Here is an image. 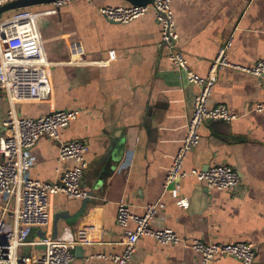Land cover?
Instances as JSON below:
<instances>
[{
	"label": "crops",
	"instance_id": "1",
	"mask_svg": "<svg viewBox=\"0 0 264 264\" xmlns=\"http://www.w3.org/2000/svg\"><path fill=\"white\" fill-rule=\"evenodd\" d=\"M130 5L126 0H70L58 7H27L40 13L37 23L51 63L52 94L46 101L16 104V113L34 118L52 110L78 109L79 117L59 130L60 141L79 140L88 146V165L79 182L87 197L69 198L61 192L49 197L52 217L82 212L71 223L58 218L48 226V234L54 239L63 235L76 242L75 248L80 246L76 252L74 248L70 264H114L96 255L122 251L124 235L116 221L119 200L137 215L147 204L161 201L164 207L150 221L153 227L170 228L187 240L252 243V264H264V111L250 110L264 101V73L255 76L240 69L264 59V0L170 3L176 47L198 75H206L218 47L230 40V65L218 71L207 107L222 104L236 116L228 122L201 123L199 143L182 168L229 164L238 172L241 187L215 189L185 176L178 180L177 198L163 190V183L183 142L198 90L167 60L152 10L127 23L109 21L98 10ZM0 106L8 108L1 92ZM59 144L41 137L30 148L31 178L54 182L72 165L57 160ZM13 205L12 199L0 196V218L9 226ZM44 231L32 228L27 240ZM127 264L201 260L182 244H159L144 236ZM210 264L242 263L224 256Z\"/></svg>",
	"mask_w": 264,
	"mask_h": 264
},
{
	"label": "built area",
	"instance_id": "2",
	"mask_svg": "<svg viewBox=\"0 0 264 264\" xmlns=\"http://www.w3.org/2000/svg\"><path fill=\"white\" fill-rule=\"evenodd\" d=\"M10 1L12 0H0V6ZM69 1L55 0L52 5L58 7ZM171 1L152 0V3L145 5L126 7L101 6L98 10L107 20L117 23L130 22L152 10L160 25V43L166 49L167 60L175 70L185 74L188 82L197 86L198 91L194 97L183 142L174 154L170 170L164 179L163 190H169L175 198L179 197L178 180L185 176L204 181L210 188L238 190L241 188L239 174L229 164H215L204 170L184 171L182 168L187 154L199 143L198 128L204 118L228 122L236 116L222 104L207 107L218 71L230 65L227 60L230 40L218 47L206 75H198L176 47L178 35L170 7ZM6 14L0 16V92L8 102L2 121L4 131L0 135V196L6 197L7 201L12 199L14 205L11 226L0 218V264H70L76 245L71 238L63 235L55 239L48 235L35 237L31 241L27 238L32 228H44L46 231L50 225V196L61 192L69 198L87 197V193L79 188V182L88 165V146L79 140L64 143L59 137V130L78 118L80 111L52 110L34 118L19 116L16 113L15 106L18 103L42 102L50 98L51 63L46 57L38 28L40 13L30 8H22ZM240 69L260 76L264 72V59L257 60L249 68ZM250 110L264 111V101L255 103ZM41 137L59 141L57 160L72 162L54 182L29 176L32 164L29 150ZM163 207L161 201H156L147 204L142 215H137L129 210L123 200H119L116 221L124 235L121 242L122 251L110 256L103 253L96 256L109 258L114 264H127L135 252L137 240L148 236L159 244H182L192 249L200 255L201 264H210L214 259L224 256L235 258L242 264L253 263L255 247L252 243H208L197 238L187 240L170 228L153 227L150 221ZM130 222L134 224L133 228H129ZM37 245H43L44 249L36 250L34 247ZM26 246H29L30 250L23 253L22 248ZM38 252L42 254L40 257H37Z\"/></svg>",
	"mask_w": 264,
	"mask_h": 264
},
{
	"label": "water",
	"instance_id": "3",
	"mask_svg": "<svg viewBox=\"0 0 264 264\" xmlns=\"http://www.w3.org/2000/svg\"><path fill=\"white\" fill-rule=\"evenodd\" d=\"M54 1L55 0H12V1L7 2V3H5V4L0 6V16L5 15L6 13H9L10 11H13V10H16V9L33 7V6L40 5V4H51ZM126 1L129 2L132 5H145V4H148V3H152V0H126ZM178 74H179V76L181 78H183V80L186 79L185 78V74L183 72H178ZM6 111H4L2 109V107L0 106V135L4 131V126L2 124V121H3V118L5 116V112ZM213 121H215V120H212L210 118H204L203 119V122H206V123H210V122H213ZM86 201H87V198H85V200H84L83 208L85 206ZM81 212H82V210H78L77 212H74L73 214H64V213L57 212V213L54 214V217L51 216L50 224L55 223V221L58 218H61V219L65 220L67 223H71V222L76 220V218L81 214ZM48 232L49 231H48V228H47L46 231L40 232V236H46V235L50 236V234H48ZM34 248L36 250H39V249H44V246L43 245H37ZM29 250H30L29 246H26V247L22 248L23 253H26ZM76 250L77 251L81 250L80 246H76L75 252H76ZM41 255H42L41 252L37 253V257H40ZM34 261H36V259Z\"/></svg>",
	"mask_w": 264,
	"mask_h": 264
}]
</instances>
